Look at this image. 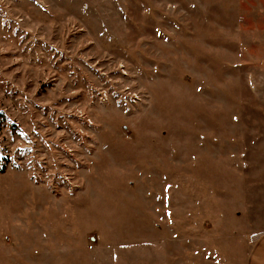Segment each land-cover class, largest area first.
<instances>
[{"label": "rangeland", "instance_id": "rangeland-1", "mask_svg": "<svg viewBox=\"0 0 264 264\" xmlns=\"http://www.w3.org/2000/svg\"><path fill=\"white\" fill-rule=\"evenodd\" d=\"M264 235V0H0V264H248Z\"/></svg>", "mask_w": 264, "mask_h": 264}, {"label": "crops", "instance_id": "crops-1", "mask_svg": "<svg viewBox=\"0 0 264 264\" xmlns=\"http://www.w3.org/2000/svg\"><path fill=\"white\" fill-rule=\"evenodd\" d=\"M248 264H264V235L256 242L250 254Z\"/></svg>", "mask_w": 264, "mask_h": 264}]
</instances>
